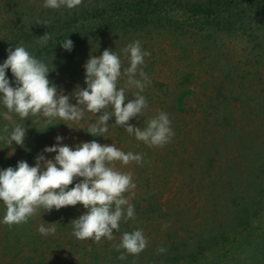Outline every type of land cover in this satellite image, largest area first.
I'll return each instance as SVG.
<instances>
[{
	"label": "rangeland",
	"instance_id": "1",
	"mask_svg": "<svg viewBox=\"0 0 264 264\" xmlns=\"http://www.w3.org/2000/svg\"><path fill=\"white\" fill-rule=\"evenodd\" d=\"M43 3L0 0V64L9 48L24 46L52 70L48 79L57 90L72 97L87 87L90 56L111 49L123 71L130 61L122 49L138 40L150 53L141 68L151 83L140 93L148 104L144 115L129 123L143 129L163 111L175 135L163 147H149L115 126V116L107 133L92 136L87 131L100 113L47 123L43 116L12 114L7 121L0 115V137L16 124L26 128L23 146L0 140V170L19 161L35 166L40 154L54 159L56 153L43 150L57 145V136L73 150L95 140L144 160L142 166L114 162L136 184L134 195L124 194L135 218L122 220L111 241L73 236L71 221L87 212L82 204L40 209L27 223L9 226L0 201V264H264V0H83L71 10ZM45 33L51 39L42 44ZM65 39L73 42L71 51L61 46ZM6 77L15 87L11 69ZM126 80L122 75L118 86ZM125 91L133 99L138 90ZM50 223L55 234L42 235L38 228ZM136 230L148 246L119 259L123 250L113 245Z\"/></svg>",
	"mask_w": 264,
	"mask_h": 264
},
{
	"label": "clouds",
	"instance_id": "2",
	"mask_svg": "<svg viewBox=\"0 0 264 264\" xmlns=\"http://www.w3.org/2000/svg\"><path fill=\"white\" fill-rule=\"evenodd\" d=\"M82 2L44 0L43 7H67L71 10ZM50 39L51 36L45 33L40 37V43L46 44ZM61 46L71 51L73 42L65 39ZM122 52L130 61V66L123 71L122 59L111 49H105L99 57L90 56L84 65L87 87H77L72 94L76 99L73 105L69 102L72 97L64 95L62 90L58 91L48 79L52 70L46 63L35 58L24 46H17L15 50L9 48L7 59L0 64V104L7 109L0 115L7 121L13 120L12 114L19 115L21 119L43 116L47 123L55 118L79 122L86 112L100 113L96 123L90 125L87 131L92 136L107 133L108 121L115 116V126L125 129L149 147H163L175 135L168 113L161 111L147 120L143 129L129 123L131 119L143 116L148 107L146 98L140 93L151 83L141 68L145 56L150 53L142 50L138 40L129 43ZM7 69H11L15 77V87L6 77ZM122 75L127 76V80L124 87H119ZM129 87L138 90L133 99L126 97L125 90ZM109 107L112 111L107 110ZM25 136V126L16 124L11 133L0 137V140L7 147L13 143L23 146ZM62 139L57 136V145L43 150L45 153H56L54 159H46L40 154L36 157L35 166L19 161L15 168L0 170V201L6 206L2 222L9 226L19 225L27 223L40 209L51 212L82 204L87 212L71 221L73 236L95 243H100L102 238L111 241L114 239L113 231H119L122 220L135 218L134 206L124 194L131 192L134 195L136 184L130 173L116 170L114 162L119 161L123 165L136 162L142 166L143 154L125 153L114 144H100L95 140L83 142L73 150L60 143ZM77 178L82 179L69 188ZM38 231L42 235L55 234V223L47 227L41 224ZM147 246L148 239L142 230L124 232L121 242L113 245L117 251L123 250L119 257L121 260L126 259L125 253L138 256ZM157 251L163 254L166 250L159 248Z\"/></svg>",
	"mask_w": 264,
	"mask_h": 264
}]
</instances>
